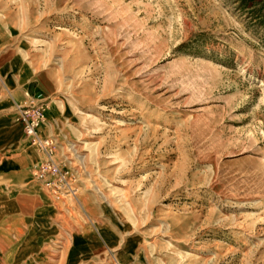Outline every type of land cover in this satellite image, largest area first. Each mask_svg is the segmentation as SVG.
Listing matches in <instances>:
<instances>
[{
  "label": "rangeland",
  "instance_id": "obj_1",
  "mask_svg": "<svg viewBox=\"0 0 264 264\" xmlns=\"http://www.w3.org/2000/svg\"><path fill=\"white\" fill-rule=\"evenodd\" d=\"M13 60L0 264H264V0H0Z\"/></svg>",
  "mask_w": 264,
  "mask_h": 264
},
{
  "label": "built area",
  "instance_id": "obj_2",
  "mask_svg": "<svg viewBox=\"0 0 264 264\" xmlns=\"http://www.w3.org/2000/svg\"><path fill=\"white\" fill-rule=\"evenodd\" d=\"M32 100L27 106L16 104L15 106V123L21 126L22 131L27 140L35 146L39 151L43 152L47 158L45 163L39 170L40 177L46 173H57L58 169L53 161V156L56 149V140L53 136L47 135L44 129L47 126V108L48 105L44 100ZM69 192H64L62 196L69 195ZM68 197V196H67Z\"/></svg>",
  "mask_w": 264,
  "mask_h": 264
},
{
  "label": "crops",
  "instance_id": "obj_3",
  "mask_svg": "<svg viewBox=\"0 0 264 264\" xmlns=\"http://www.w3.org/2000/svg\"><path fill=\"white\" fill-rule=\"evenodd\" d=\"M0 70V73H2L7 82L2 79L1 75L0 81L3 84V89L6 91L9 97V100H5L0 104V119H3L12 113V106H14L15 110L16 104L19 103L12 95L11 89L16 88L18 84V76L23 72V70L20 65L15 64V60L6 64H2L0 66ZM45 129L44 132L46 131Z\"/></svg>",
  "mask_w": 264,
  "mask_h": 264
}]
</instances>
